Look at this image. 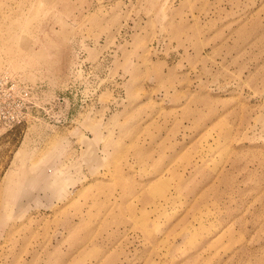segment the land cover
Listing matches in <instances>:
<instances>
[{"label": "rangeland", "instance_id": "1", "mask_svg": "<svg viewBox=\"0 0 264 264\" xmlns=\"http://www.w3.org/2000/svg\"><path fill=\"white\" fill-rule=\"evenodd\" d=\"M0 264H264V0H0Z\"/></svg>", "mask_w": 264, "mask_h": 264}, {"label": "built area", "instance_id": "2", "mask_svg": "<svg viewBox=\"0 0 264 264\" xmlns=\"http://www.w3.org/2000/svg\"><path fill=\"white\" fill-rule=\"evenodd\" d=\"M30 92H19L13 80L0 76V128H11L25 118L30 104Z\"/></svg>", "mask_w": 264, "mask_h": 264}]
</instances>
